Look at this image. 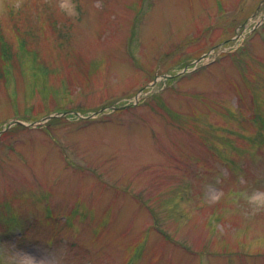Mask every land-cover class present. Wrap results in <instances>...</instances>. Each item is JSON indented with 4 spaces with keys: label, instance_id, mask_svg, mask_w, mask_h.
<instances>
[{
    "label": "rangeland",
    "instance_id": "rangeland-1",
    "mask_svg": "<svg viewBox=\"0 0 264 264\" xmlns=\"http://www.w3.org/2000/svg\"><path fill=\"white\" fill-rule=\"evenodd\" d=\"M263 19L0 0V264H264Z\"/></svg>",
    "mask_w": 264,
    "mask_h": 264
}]
</instances>
